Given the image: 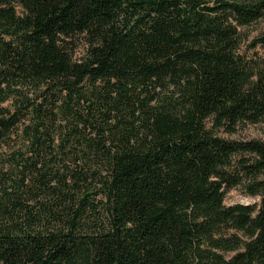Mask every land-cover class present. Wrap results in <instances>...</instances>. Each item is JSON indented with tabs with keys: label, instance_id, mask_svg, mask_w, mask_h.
<instances>
[{
	"label": "trees",
	"instance_id": "trees-1",
	"mask_svg": "<svg viewBox=\"0 0 264 264\" xmlns=\"http://www.w3.org/2000/svg\"><path fill=\"white\" fill-rule=\"evenodd\" d=\"M262 19L0 0V264H264V141L218 133L264 123V53L241 50ZM244 178L260 202L227 205Z\"/></svg>",
	"mask_w": 264,
	"mask_h": 264
},
{
	"label": "rangeland",
	"instance_id": "rangeland-1",
	"mask_svg": "<svg viewBox=\"0 0 264 264\" xmlns=\"http://www.w3.org/2000/svg\"><path fill=\"white\" fill-rule=\"evenodd\" d=\"M214 1V0H211ZM243 37L244 41L242 43L241 50L247 55H253L255 52L264 53L261 48H252L251 42L259 36L264 31V20H259L254 22L252 25L243 28ZM87 45L85 42H82L77 49L76 56L78 58L82 57L85 54ZM219 135L237 140H250V139H259L264 141V123H242L233 133H228L223 129L218 131ZM238 159V158H237ZM236 163V162H235ZM259 179H264V173L260 175ZM252 180L244 178L242 183L236 185L235 187L229 189L226 193L225 203L227 205L235 203H245V204H254L259 203L261 200L260 196L252 195L250 193L248 184Z\"/></svg>",
	"mask_w": 264,
	"mask_h": 264
}]
</instances>
